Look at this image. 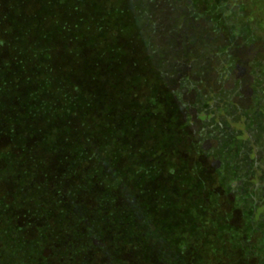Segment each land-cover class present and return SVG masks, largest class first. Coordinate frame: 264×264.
Wrapping results in <instances>:
<instances>
[{
	"label": "trees",
	"instance_id": "16d2710c",
	"mask_svg": "<svg viewBox=\"0 0 264 264\" xmlns=\"http://www.w3.org/2000/svg\"><path fill=\"white\" fill-rule=\"evenodd\" d=\"M251 32L264 56V0H0V264H262L255 230L221 246L165 233L181 221L156 196L182 191L159 174L170 140L148 117L181 118L180 91L200 114L219 106L235 82L217 89L227 59H206Z\"/></svg>",
	"mask_w": 264,
	"mask_h": 264
},
{
	"label": "rangeland",
	"instance_id": "374dc122",
	"mask_svg": "<svg viewBox=\"0 0 264 264\" xmlns=\"http://www.w3.org/2000/svg\"><path fill=\"white\" fill-rule=\"evenodd\" d=\"M251 35L252 32L248 36L250 40L244 44L237 46L230 43L219 50V56L211 55L206 59L208 67L227 59L223 70L219 71L218 77L221 76V79L214 80L217 89L221 85L230 86L228 84L235 82L234 89L222 92L224 98L219 100V106H213L216 98L206 96L205 104L213 107L210 112L202 110L200 114L191 103L193 95L187 93L185 96L186 92L184 94L180 91L177 97L168 99V102L178 101L177 106L171 107L169 104L168 108L178 110L182 106L181 118L176 120L172 116L167 120L166 115H156L154 112L148 117L158 127L167 126L163 134L171 144L159 153V174L168 172L173 175L168 179L167 187L173 190L179 187L182 191L178 198L165 194L159 198L156 196L160 212L170 209L173 214L171 217L181 221L174 220L170 228L165 227V233L175 237L180 245L185 244V239L191 234H201L202 239H213V243L221 246L224 242L219 233L224 230L236 228L240 234L243 230L249 233L255 230L259 232L257 237L260 239L258 257L264 264V195L255 189L258 183H262L264 174V56H254V47L251 46L254 35ZM242 59L250 61L249 64L246 62V69ZM235 62L237 65L233 67ZM256 63L261 64L260 69L258 74H253ZM226 74L231 76L232 83L230 79L225 80ZM125 88L129 89L127 84ZM139 103L138 108L150 110L154 107L151 100ZM200 117L207 121L206 125L210 124V131H203V127L195 123ZM188 143L193 144L192 148H189ZM181 167L192 171L181 174ZM236 186L237 191L233 193V187ZM168 203L169 206H165ZM237 206H240L238 208L242 214L237 212ZM211 222H217L219 227H209ZM208 259L211 264H218L215 255Z\"/></svg>",
	"mask_w": 264,
	"mask_h": 264
}]
</instances>
